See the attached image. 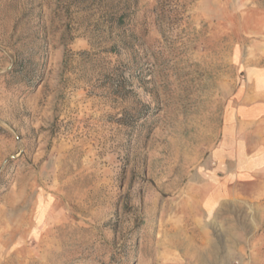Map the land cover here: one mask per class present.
<instances>
[{
    "label": "rangeland",
    "instance_id": "1",
    "mask_svg": "<svg viewBox=\"0 0 264 264\" xmlns=\"http://www.w3.org/2000/svg\"><path fill=\"white\" fill-rule=\"evenodd\" d=\"M259 64L264 0H0V264H264Z\"/></svg>",
    "mask_w": 264,
    "mask_h": 264
},
{
    "label": "crops",
    "instance_id": "2",
    "mask_svg": "<svg viewBox=\"0 0 264 264\" xmlns=\"http://www.w3.org/2000/svg\"><path fill=\"white\" fill-rule=\"evenodd\" d=\"M240 81L232 97L228 134L236 148L251 152L264 142V65L250 66Z\"/></svg>",
    "mask_w": 264,
    "mask_h": 264
}]
</instances>
